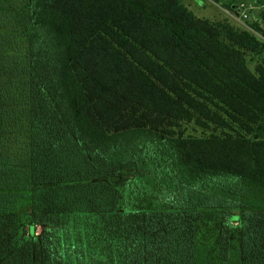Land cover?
Instances as JSON below:
<instances>
[{"label":"trees","instance_id":"trees-1","mask_svg":"<svg viewBox=\"0 0 264 264\" xmlns=\"http://www.w3.org/2000/svg\"><path fill=\"white\" fill-rule=\"evenodd\" d=\"M250 27L181 0H0V264H264Z\"/></svg>","mask_w":264,"mask_h":264},{"label":"rangeland","instance_id":"rangeland-1","mask_svg":"<svg viewBox=\"0 0 264 264\" xmlns=\"http://www.w3.org/2000/svg\"><path fill=\"white\" fill-rule=\"evenodd\" d=\"M186 6L190 8L191 11L195 13L196 16L204 19H209L211 21H228L238 26L249 28L250 24H253L257 20L264 18V0L256 2L257 0H245L246 6L251 8L249 10L250 16L248 19L239 23L235 21L225 9L220 5L215 3L213 0H181ZM42 228H37V233H40Z\"/></svg>","mask_w":264,"mask_h":264},{"label":"built area","instance_id":"built-area-1","mask_svg":"<svg viewBox=\"0 0 264 264\" xmlns=\"http://www.w3.org/2000/svg\"><path fill=\"white\" fill-rule=\"evenodd\" d=\"M247 4L245 2L239 4L237 7L234 8V10L232 11H227V13L237 22L241 23L244 20L248 19V17L250 16V12L249 10H251V8L246 6Z\"/></svg>","mask_w":264,"mask_h":264}]
</instances>
